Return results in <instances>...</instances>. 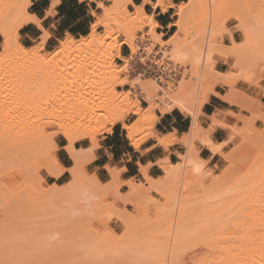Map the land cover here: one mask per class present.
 Instances as JSON below:
<instances>
[{"label": "bare ground", "instance_id": "obj_1", "mask_svg": "<svg viewBox=\"0 0 264 264\" xmlns=\"http://www.w3.org/2000/svg\"><path fill=\"white\" fill-rule=\"evenodd\" d=\"M143 1L149 2L150 0ZM210 1L212 2V0ZM218 1L213 0L214 3H218ZM229 1L223 3V6L229 4ZM239 1H241L239 5L242 6L243 0ZM250 1L247 0L248 4L246 6H249ZM254 1L256 2V0ZM254 1L252 0L251 3H254ZM29 3L30 0H0V34L5 38L4 41L8 50L7 56L13 57V60L17 62H29L32 59H37L44 69H55L60 62L67 67L77 68L101 61V63L107 65V70L101 73L100 76L107 82L108 86L106 88H110L102 104L91 105V100L81 96L72 99L65 111L62 110L60 114L55 115L54 119L48 120L49 124H55L59 127V133L67 140L65 149L75 162L69 170L72 176L70 181L65 184L54 183L48 185V188H43L45 195L51 198L49 200L52 202V212L55 214H79L95 217L103 203L107 202L102 201L107 195H118L120 193L122 182L119 179L120 173L118 171L110 168L112 179L108 184H104L95 174L90 175L84 169L86 162L90 159L86 153L90 154L89 152L96 145H94V142L97 135L112 131L113 127H108V125L113 126L122 121L123 128L127 131V137L130 139L131 144L138 148L141 145V138L138 135L140 125L127 124L125 122L126 115L129 113L139 115L141 116L140 122L142 125H154L159 119L155 112L158 107L164 113L178 108L180 111L193 115V125L190 132L182 139L184 144L189 145L188 152L186 154L179 153L181 160L177 163H172L167 158L162 159L159 166L165 171V174L159 179L149 176L147 173L148 166L143 167L141 165L143 167L141 172L144 174L146 184H139L140 182L136 185L132 184L131 193L129 194V196L137 194V196L144 199L147 198L149 192L156 191L165 198L166 202L148 198L150 209L145 210L140 205L142 216H134V222L130 221L126 213H122L120 218L127 227L125 229L126 236H130L128 235L130 233L131 239H128L127 244H124L126 246H124L121 243L122 239L113 237L108 241L109 248H117L119 255H121L120 251L122 249L125 254V247L131 248H128L131 253L133 252L132 248L143 247L146 250L142 254L140 252V256L144 254L145 258L142 256L146 259L144 262L148 261L151 264H264V136L263 134H261L262 137L260 135L261 139L259 141L261 142H258V144L254 139H251V142L254 143L246 141V145H240L241 147L239 146L238 149L235 147L228 153H222V146L213 143L209 138L210 135L207 134V131H211L213 128L207 131L203 128L204 131L197 119L209 96L217 94L215 89L218 85L232 88L229 79L224 75L225 73L216 69L218 61H216L215 55L219 54L221 47V32L215 26L217 23L212 24L213 26L208 29L203 27L193 30L194 37H200L207 33L204 44L192 41L191 37L187 35L196 21L195 19H189L190 14L197 9H205L207 12L209 6L207 9L205 6L208 4V0H188L186 3L179 4L176 13L180 18L174 24L177 26V33L168 40H164L163 35L156 32L158 23L153 16H149L145 12L143 6H135L136 10L134 12L129 11L128 5L133 4V0H112V5L109 7L105 6L103 2H99L98 5L104 12L103 15L97 16L90 34L81 39L68 35L62 41L61 46L49 57H46L45 49L47 33L42 37V44L38 47L29 48L19 40L20 29L27 23L34 22L30 19L31 17L38 19L36 15L29 11ZM220 3L218 7L219 5L221 7L222 4ZM167 5L165 0H157L155 3V6L162 7L163 11L168 8ZM253 7L254 10L251 13ZM253 7L249 9L250 11L245 8L249 13L245 15L240 28L246 37L245 42L232 46L231 55L225 57L226 59L230 57L235 59L234 65L240 75L244 77H248L253 72L252 70L256 69V66L260 64L264 66V19L252 16L255 9L258 8ZM216 8L217 6L213 7L214 11ZM217 9L216 11H218ZM243 10L241 11L244 13ZM241 11L237 12L238 17L243 16L240 14ZM199 13L202 15V11ZM201 15L199 14V16ZM114 26H120L125 30L123 35L126 39L118 44L112 42V40L117 39V37H113ZM98 27H105L106 31L104 33L98 32ZM146 27H149L148 31L152 34L150 40L153 44L157 43L161 47L168 46L167 49L164 47L163 54H170L169 56H172L173 60L178 61V63L183 61L185 63L186 61L189 65L191 64L192 67L194 66L195 74H190L192 76L186 77V79L182 77L174 88L163 90L161 95L158 93V85L153 79L143 80L141 87L146 92L145 98L148 102V107L143 109L140 103L131 99V92L122 93L115 90L116 85L127 83L126 78L121 79L120 77L122 73H126L127 65H118L114 62V59L118 57L126 63L127 59L122 56L121 45L128 44L132 52L135 53L131 39L134 38L137 31H142ZM181 32L185 33L187 37L184 39L178 37ZM148 49L150 48L148 47ZM166 58L168 57L166 56ZM172 58L168 59L171 60ZM190 70V73H192L193 70ZM255 72H257V69ZM7 73L6 68L0 69V76ZM20 75L23 77L20 90L13 96L0 99V108L2 105L16 102L23 105L37 104V102L30 101L32 97L30 96L31 92L28 91L32 87L37 73L27 69L21 71ZM61 76L65 77L64 75ZM190 78H193L192 81ZM144 83L145 85H143ZM223 98L228 103L236 102L243 109H248L246 102L238 103L233 95H225ZM122 103H125V107L121 106L107 116L105 114L98 115L97 113V110L115 107ZM66 118H74L77 122L75 125L65 128L62 121ZM212 119L215 126L230 127L216 116H213ZM2 121L4 122L0 121V150L2 148L4 153L8 149L15 153L19 150H25L24 148H28L33 142L36 145L37 143L40 144L41 138L46 133V125H42L40 132L38 130L39 135L37 134L34 140L35 136L30 137V134L26 137L28 132H23L22 127L24 126L20 127L19 123L7 119ZM151 137H155L166 149L178 141L174 134L162 136L154 131L148 134L144 141ZM84 139L90 140L93 146L90 149L86 148L87 150L77 149L76 143ZM205 141H210V143ZM196 142L204 143L214 153L221 152L223 159L230 163L222 173L217 174L218 177L216 175V178L211 177L212 172L208 171L210 175L207 174L208 172L206 173V170H208L206 169L208 167L207 162L199 156ZM53 159L55 164L48 171L52 177L59 178L64 169L55 154ZM152 209L156 211V215H154L156 217L152 215L153 219L149 217V212ZM102 210L100 211L102 212ZM154 212L151 211V213ZM122 238L124 239V236ZM151 239H155V241L153 240L152 243ZM222 239L224 242L220 243V241H223ZM90 241L92 245L96 244L93 243L94 240ZM201 243H204L202 248L213 253L210 257L208 256V259L206 258L204 263L200 260L196 261V258H194L195 262L194 259L193 262L188 258L185 261L180 259L183 255L185 256L184 252L195 250L198 244L201 245ZM86 245L90 246V243ZM193 245L195 248H193ZM152 247L155 249H152ZM199 247L196 248L197 251L200 250ZM97 248H99L98 244ZM117 249L110 251L115 253ZM137 250H135V253L133 252L135 258L138 256H135L138 253ZM194 250L191 252H195ZM186 254L188 253L186 252ZM140 260L142 261V259Z\"/></svg>", "mask_w": 264, "mask_h": 264}, {"label": "rangeland", "instance_id": "obj_2", "mask_svg": "<svg viewBox=\"0 0 264 264\" xmlns=\"http://www.w3.org/2000/svg\"><path fill=\"white\" fill-rule=\"evenodd\" d=\"M226 1L227 0H219L218 3H214L213 0L212 2L208 0V4L205 6L206 9L209 6L207 12L205 9V11L203 9L193 11V13L189 16V19H195L196 21L194 23V27L187 35L191 37L192 41L198 43L202 42V44H204L207 33H205V35H201L200 37H194L192 32L203 27L208 29L210 26L217 23L215 26L218 27L221 32V47L219 54L215 55V59L218 62L220 60H226L228 62L227 68L230 71L225 72L224 75L229 79V82L232 84V88H229L230 92L227 95H233L238 103L246 102L238 98V93H240V91L236 89V84L238 81L247 78H251L249 85L257 88V96L254 98H248L249 104L246 102L249 109L246 110L249 112L250 117L244 118L243 116L238 115V118L242 119L244 125L242 127L236 126L232 128V130L234 129V133L232 134L231 139H233L234 142L228 151L230 152L235 149V147L238 149L240 145H246L247 142H251V139H254V141L258 144V142H261L259 141L262 137L261 134L264 136V66L263 64H260L261 66H256L257 72L259 73L255 72L256 69L254 68V70H252L253 72H251L248 77H244L240 75L234 65L235 59L231 57L229 59L225 58L231 55L232 46L240 45L245 42L246 37L240 28L245 15L249 13L246 9H252L253 6L258 7L255 9L252 16L264 19V4L262 5L264 1L256 0L255 2L253 0L254 3H256L254 4L251 3L252 0H249L250 4L249 6H246V4H248L247 0H243L241 6L239 5V2L241 1L236 0L235 2V0H230L229 4L227 3V5L223 6V3ZM219 3L222 4L221 7L220 5L218 7ZM214 6H217L218 9H216L218 11H216V9L214 11ZM241 10H243L244 13ZM253 10L254 7L251 10V13ZM201 11L202 15L199 13ZM236 11H241L242 13L240 14L243 16L238 17L239 14ZM199 14L201 16H199ZM114 27L113 37H117V39L112 40V42L117 44L123 42L126 39L123 35L125 30L120 26ZM232 30L237 31L239 41L234 39L233 33L231 32ZM97 31L104 33L106 28L98 27ZM181 33L183 35L180 36L179 33L178 37L180 36L183 39L187 37L185 33ZM141 34L142 38H144L145 34L148 35L147 43L150 48L149 51L153 50L157 43L153 44L150 40L152 38V34H150L148 30L145 31L144 29L142 31H137L134 38L131 39L135 53L138 50L135 41ZM227 35H229L231 39L230 45L225 44ZM4 40L5 38L0 34V69L6 68L8 72L6 75L0 76V99L13 96L20 90V84L23 80L20 72L28 69L37 73L36 78L33 80L32 87L28 89V91L31 92L30 96L32 97L30 101L37 102V104L23 105L16 102L8 105H2L0 108V121L3 123L4 121L2 120L7 119L13 120L15 123H19L20 127H25H22L24 130L23 132H28L26 137L30 134V137L35 136L33 138L34 140L37 137V134L39 135L42 125H46V133L43 135V138L39 137L41 138L40 144L37 143L36 145L34 142H31L32 145L28 148H24L25 150H19V153L11 152L9 149L6 150L5 153L2 152V148L0 150V264H151L148 261L144 262V260H146L144 259V254L140 256V252L142 254L144 250H146L145 248H132L134 253L136 252L135 250L138 249L137 252L139 254L136 253L135 256L138 255L136 258L140 257L139 259H142L140 262L139 259L135 260L136 258L133 255L134 253H131V250H129L131 248L125 247V254L122 252V249V251H120L121 255H119L117 248H113L112 245H110L112 248H109L108 241H110L111 238L116 237L115 239H122L121 243H123V245L127 244L128 239H131V234L128 233L130 236H126L127 233L125 232V229H127V227L124 225L120 215L122 213H126L130 218V221L134 222V216H142L139 207L140 205L145 210L150 209L148 198L153 200L156 199L155 201L159 200L160 202L165 203L166 200L162 197V195H159L155 191L157 195L154 197L152 196V191L147 194V198L142 199L137 196V194H131L129 196L131 193L130 191L127 194H109L102 201L110 203L107 204V202H104L102 205L101 202L102 207L100 210L104 209L103 207L106 208L102 210V212L99 210V213L96 215L97 217H88L79 214H55L52 212V202L49 200L51 198L47 197L43 191V188L49 187L46 175H50L48 170L55 164L53 157L55 152L58 150V144H60L63 139L67 142L64 136L59 133V127L55 124H49L48 120L51 121L54 119L56 114H60L62 110L65 111L72 99L81 96L91 100V105L102 104L103 100L106 98V94L110 90V88H106V86H108L107 82L100 76L101 73H104L107 70V65L98 61L90 63L84 67L70 68L60 62L55 69H44L41 67L37 59H32L29 62H17L13 60V57L7 56L8 50ZM19 40L22 42L20 36ZM61 43L62 41L53 51L46 50V57H49L54 51H56L61 46ZM41 44L42 42L37 43L35 46L38 47ZM164 47L166 49L168 48L166 45ZM123 48H128V55H122L127 59V62L125 63L123 59L118 57L114 59V62L118 65H127V69L125 71L126 73H122L120 75L121 79H127V83L124 85H116L115 90L122 93L131 92V99L133 101H137L143 109H146L148 104L140 98L138 87H141L143 80H152V77L150 75H142L139 73L138 69L133 68L130 61L132 60L134 53L131 50L132 55H129L130 46L128 44H122L121 51ZM162 55H164V58H166V56L168 58H172V56H169L170 54L168 53ZM173 59L174 58L171 60ZM173 61L175 62L176 60ZM176 62L178 63V61ZM183 62H180L179 64L184 66L185 72L183 79H186V77L188 78L195 74V69H193L194 66L192 67L191 64L189 65L186 61V64ZM257 67L260 68L258 69ZM188 68L189 70H193L192 73H190L191 70L189 71ZM190 74L192 75L190 76ZM60 75H64L65 77H60ZM192 79L193 78H190L191 81ZM143 85H145V83ZM158 90H160L159 87ZM32 99H34V101H32ZM124 104L125 103L115 107L97 110V113L98 115L105 114L107 116L110 113L115 112L121 106L125 107ZM233 104L237 103L234 102ZM254 106L255 108L253 109ZM240 107L243 109L242 106ZM157 111H160L162 114L164 113L159 107L155 110L156 114ZM140 117L141 116L139 115L129 113L126 115L125 122L127 124L134 123L138 126L140 125L138 135L141 138L142 144L148 134L154 131L156 123L154 125H142ZM256 121H258V126L255 125ZM76 122L77 121L74 118H66L62 121L65 128L75 125ZM115 125L122 126L125 138L130 141L127 137V131L123 128V122H117ZM113 126L108 125V127ZM104 133L108 132H103L97 135V138ZM97 138L95 140L96 146ZM186 146L188 152L189 145L187 144ZM161 163L162 160L159 164ZM229 164V162L224 160V167L222 169L214 171L212 168L207 167L206 169L208 170H206V173L208 171L210 173L212 172L211 175L209 172L207 174L211 177H215V175L217 176V174L222 173V171L226 169L225 167H228ZM127 184L130 185V188L132 184L136 185V183L132 181L127 182ZM105 204H107V206H105ZM151 211L154 212L155 210L152 209L149 212V217L153 219L156 217L154 216L156 215V211L154 213H151ZM152 215L154 217H152ZM122 235L125 240L122 238ZM155 235L156 234L154 233V236ZM120 236L121 238H119ZM90 240H94L93 243H96L94 244L95 248L94 245L91 244ZM153 240L155 241V239H151L152 243L154 242ZM221 242H224V240L220 241V243ZM83 243L84 245H82ZM87 243H90L91 247L87 246ZM97 244L99 248H97ZM194 245L193 248H195ZM198 246H200L198 249L201 251H197L196 248ZM198 246L195 250L192 248L195 252H191L193 250L186 251L185 249L188 254L184 252L183 254H185V256L183 255L180 259L185 261L186 258H188V260L193 262V259L196 258V261L200 260L204 263L206 258L208 259L213 253H211L208 249L202 248L204 243H201V245L198 244ZM114 249H117V251L115 250V253L118 252L117 254L110 251ZM152 249L155 248L152 247ZM142 256H144V258ZM146 258L148 260L147 256Z\"/></svg>", "mask_w": 264, "mask_h": 264}, {"label": "crops", "instance_id": "obj_3", "mask_svg": "<svg viewBox=\"0 0 264 264\" xmlns=\"http://www.w3.org/2000/svg\"><path fill=\"white\" fill-rule=\"evenodd\" d=\"M98 1L103 2L107 7L112 5V0H30L29 11L38 17L40 27L35 22H29L20 29L19 36L25 46L34 47L37 43L42 42V37L47 33L45 49L48 51H53L57 48L60 42L68 35H72L76 39L86 37L90 34L97 16L103 15V9L99 7ZM156 1L133 0V4L128 5V9L134 12L136 10L135 6H143L145 12L149 16H153L158 23L156 32L162 34L164 40H168L177 33V26L174 24L180 17L176 13V8H178L179 4L186 3L188 0H169V2L165 0L166 5L169 4L165 11H163L162 7L155 6ZM147 30H149V27L145 28V31ZM231 32L234 39L239 41L237 31L232 30ZM181 35L183 34L180 33ZM225 44H231L229 35L226 36ZM122 55H128V48L122 49ZM227 65L228 62L226 60H220L216 64V69L223 73L229 72ZM249 82H251V78L240 80L236 84V89L240 91L238 98L247 103H249L248 98H254L258 93L257 88L249 85ZM227 88L218 85L215 89L217 94L209 96L197 118L202 129L204 128L207 131L213 128L211 131H207V134L208 136L210 135L209 138L213 143L222 146V153L228 152L234 142L231 139L234 133L232 127H242L244 125L238 115L244 118L250 117L247 111L249 109L243 110L237 104L228 103L223 98L230 92L229 88ZM157 115L159 119L154 126V132L162 136L174 134L178 138L177 142L166 149L155 137H151L144 141L139 148H136L125 138L122 126L115 125L111 132L104 133L97 138V146L93 147L92 151L89 152L90 154L86 153L90 157L84 166L86 172L90 175L95 174L102 183L108 184L112 179L110 168L118 170L120 173L119 179L122 182L120 187L121 194H127L130 191V185L127 182L146 184L144 174L141 172V168L145 166H148L147 173L149 176L154 179L162 178L165 172L159 166V162L167 158L170 162L177 163L180 161L179 153L186 154L187 152V146L182 142V139L190 132L193 125V115L180 111L178 108L163 114L157 111ZM213 116L230 125V127L215 126L213 124ZM255 125L258 126V121L255 122ZM66 145L67 142L63 139L58 144V150L55 152L64 171L59 178L47 174L46 179L49 185L54 183L64 184L72 177L69 170L74 166L75 162L66 151ZM92 146V142L87 139L76 143L77 149L87 150ZM196 147L199 156L207 162L209 168L218 171L224 167V159L222 154H220L221 152L214 153L201 142H196ZM123 181L125 182L123 183ZM156 195V192L153 191L152 196L156 197Z\"/></svg>", "mask_w": 264, "mask_h": 264}, {"label": "built area", "instance_id": "obj_4", "mask_svg": "<svg viewBox=\"0 0 264 264\" xmlns=\"http://www.w3.org/2000/svg\"><path fill=\"white\" fill-rule=\"evenodd\" d=\"M148 35L142 34L136 39L138 50L133 54L130 64L133 68L138 69L142 75H150L160 88L159 94H163V90L174 88L178 81L183 77L184 67L179 63L163 57L164 47L156 45L151 51L148 49ZM132 55L129 48V55ZM140 98L148 104L145 99V92L142 87H138ZM160 102V101H158Z\"/></svg>", "mask_w": 264, "mask_h": 264}, {"label": "snow or ice", "instance_id": "obj_5", "mask_svg": "<svg viewBox=\"0 0 264 264\" xmlns=\"http://www.w3.org/2000/svg\"><path fill=\"white\" fill-rule=\"evenodd\" d=\"M32 21H34L35 23H36V25L37 26H39L40 25V21L37 19V18H35V17H31L30 18ZM45 35H47L46 33H45ZM206 143H210V141H205Z\"/></svg>", "mask_w": 264, "mask_h": 264}]
</instances>
